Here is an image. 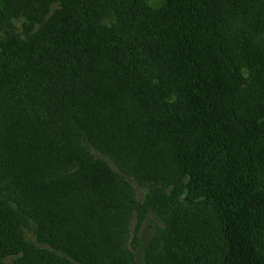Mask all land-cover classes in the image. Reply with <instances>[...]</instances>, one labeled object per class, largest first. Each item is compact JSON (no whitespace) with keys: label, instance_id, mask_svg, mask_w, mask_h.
Listing matches in <instances>:
<instances>
[{"label":"trees","instance_id":"trees-1","mask_svg":"<svg viewBox=\"0 0 264 264\" xmlns=\"http://www.w3.org/2000/svg\"><path fill=\"white\" fill-rule=\"evenodd\" d=\"M228 2L0 0V264H97L79 213L110 194L106 169L83 144L106 145L91 99L101 83L95 61L113 57V41L125 62L117 79L130 85L165 51L187 102L176 161L187 190L216 212L217 264H264L254 228L264 128L229 104L244 78L221 29ZM109 15L117 35L103 23ZM210 151L219 179L204 166Z\"/></svg>","mask_w":264,"mask_h":264},{"label":"rangeland","instance_id":"rangeland-1","mask_svg":"<svg viewBox=\"0 0 264 264\" xmlns=\"http://www.w3.org/2000/svg\"><path fill=\"white\" fill-rule=\"evenodd\" d=\"M226 8L221 29L244 78L229 104L241 118L264 128V0H229ZM117 22L116 15L103 21L114 35L122 29ZM15 26L21 33L22 20ZM109 45L113 57L107 53L95 61L101 83L91 99L106 145H83L93 164L106 169L110 195L93 199L86 213H79L92 232L97 264H217L216 212L202 192L187 190L188 178L176 161L187 102L174 86L165 51L148 57L130 85L117 79L125 62L115 41ZM204 164L221 177L216 153L210 151ZM261 177V217L254 228L256 249L264 258V163ZM28 238L36 242L31 232Z\"/></svg>","mask_w":264,"mask_h":264}]
</instances>
